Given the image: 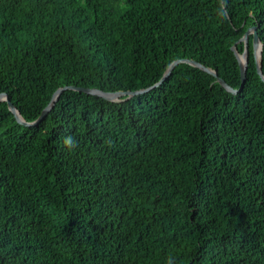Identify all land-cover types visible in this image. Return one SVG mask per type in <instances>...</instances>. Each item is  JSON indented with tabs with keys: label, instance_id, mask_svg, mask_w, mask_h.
Wrapping results in <instances>:
<instances>
[{
	"label": "trees",
	"instance_id": "1",
	"mask_svg": "<svg viewBox=\"0 0 264 264\" xmlns=\"http://www.w3.org/2000/svg\"><path fill=\"white\" fill-rule=\"evenodd\" d=\"M264 0H0V94L27 123L61 88L137 92L178 60L241 87ZM71 138L72 146L65 145ZM264 264V82L177 65L37 126L0 102V264Z\"/></svg>",
	"mask_w": 264,
	"mask_h": 264
},
{
	"label": "water",
	"instance_id": "2",
	"mask_svg": "<svg viewBox=\"0 0 264 264\" xmlns=\"http://www.w3.org/2000/svg\"><path fill=\"white\" fill-rule=\"evenodd\" d=\"M252 35H253V51H254V57H255V61H256L257 72L264 82V75H263V72L261 69V62H260L261 56H262V51H263V45H262L260 38L258 36L257 28L253 27V28H249L247 30L245 36L239 41L240 43L242 42L245 44L244 54L240 55L239 52L234 48L236 57H237L239 64H240L241 81H242L241 87L238 90L232 88L231 86H229L225 82V80L219 78L218 73L216 71H212L211 69H209V68L203 66L202 64L197 63L196 61H193V60H178V61L174 62L173 64H171V66L168 68V70L166 71L163 78L160 80V82L158 84H156L152 88H149L146 90H141V91H137V92L105 93V92H103L101 90H97V89H87V88H79V87L61 88L54 94L51 103L43 111L40 118L34 123H27L26 121H24L22 119L21 114L17 111L16 107L12 104V102L10 101V99L8 98V96L6 94H0V102L5 101L8 103L10 111L13 112L17 121L20 124L27 126V127H33V126H37L41 121L44 120V118L48 115V113L54 107L55 103L58 101L60 95L67 89L76 90L79 92H84V93L91 94L94 96H99V97H102V98L109 100V101H119V100H121V98L123 96L133 97L135 95H139V94L148 92L151 89L160 86L171 75L173 69L181 63L191 64L193 66H196V67L202 69L205 72L212 74L214 77L217 78L218 82L226 90H228L229 92H231L233 94H238L239 92H241L243 90L245 83H246V80H247V69H248V63H249V42H250V37Z\"/></svg>",
	"mask_w": 264,
	"mask_h": 264
},
{
	"label": "clouds",
	"instance_id": "3",
	"mask_svg": "<svg viewBox=\"0 0 264 264\" xmlns=\"http://www.w3.org/2000/svg\"><path fill=\"white\" fill-rule=\"evenodd\" d=\"M65 145L68 146V147L72 146V140H71L70 137L65 139ZM169 264H171V261L169 262Z\"/></svg>",
	"mask_w": 264,
	"mask_h": 264
}]
</instances>
